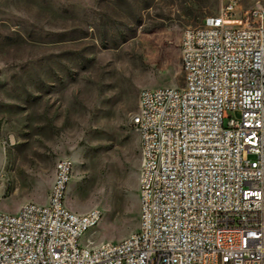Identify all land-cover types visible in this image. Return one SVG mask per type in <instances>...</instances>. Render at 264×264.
<instances>
[{
	"label": "built area",
	"instance_id": "obj_1",
	"mask_svg": "<svg viewBox=\"0 0 264 264\" xmlns=\"http://www.w3.org/2000/svg\"><path fill=\"white\" fill-rule=\"evenodd\" d=\"M241 2L185 30L184 87L140 92L139 230L84 243L99 211L60 206L62 161L46 204L0 210V264H264V14L246 23Z\"/></svg>",
	"mask_w": 264,
	"mask_h": 264
},
{
	"label": "rangeland",
	"instance_id": "obj_2",
	"mask_svg": "<svg viewBox=\"0 0 264 264\" xmlns=\"http://www.w3.org/2000/svg\"><path fill=\"white\" fill-rule=\"evenodd\" d=\"M223 0H0V210L46 204L60 162L64 205L102 219L100 246L136 233L123 197L140 145L132 123L143 89L185 85L181 41ZM264 0H242L247 21ZM141 170V167H140Z\"/></svg>",
	"mask_w": 264,
	"mask_h": 264
},
{
	"label": "trees",
	"instance_id": "obj_3",
	"mask_svg": "<svg viewBox=\"0 0 264 264\" xmlns=\"http://www.w3.org/2000/svg\"><path fill=\"white\" fill-rule=\"evenodd\" d=\"M142 164L141 144L134 145L125 165L123 197L125 208L132 218L140 212V167Z\"/></svg>",
	"mask_w": 264,
	"mask_h": 264
},
{
	"label": "bare ground",
	"instance_id": "obj_4",
	"mask_svg": "<svg viewBox=\"0 0 264 264\" xmlns=\"http://www.w3.org/2000/svg\"><path fill=\"white\" fill-rule=\"evenodd\" d=\"M256 11L264 14V9L253 8L248 13L246 23H254L255 22ZM262 27H264V19H262ZM184 34H185V31H184L183 35ZM181 51H182V68H183V71L185 74L186 73V66H183V64H185V62H187V52H185V47H181ZM143 90H151V89H143ZM140 110H141V96L139 95V108H138L137 112H140ZM138 133H139L140 144H141V153H142L141 167H142L143 165H145V159H146V151H145L146 139H145V136H143L141 132H138ZM57 172H60V163L58 165ZM140 187H141V177H140ZM64 198H65V195H61V197H60V206L61 207H65ZM89 213H92V211H90ZM140 216H141V208H140ZM101 219H102V215L100 212H98V214L96 215V222H94V228L101 222ZM140 226H141V219H140Z\"/></svg>",
	"mask_w": 264,
	"mask_h": 264
}]
</instances>
